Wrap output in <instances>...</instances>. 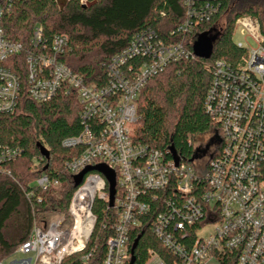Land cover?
I'll list each match as a JSON object with an SVG mask.
<instances>
[{"label":"built area","instance_id":"1","mask_svg":"<svg viewBox=\"0 0 264 264\" xmlns=\"http://www.w3.org/2000/svg\"><path fill=\"white\" fill-rule=\"evenodd\" d=\"M14 2L0 0V114L17 110L24 82L38 103L77 95L82 130L62 145L80 152L65 168L76 176L88 166L106 164L116 178L111 207L105 176L88 172L73 193L67 216L36 221L17 250L26 258L15 264H63L83 252L98 220L97 200L106 201L117 218L101 264H130L132 231L151 211L152 233L169 256L150 249L146 264H264V37L259 22L252 17L236 22L255 41L241 64H214L206 110L220 132H213L215 145L196 158L202 162L198 166L182 158L176 164L169 150L166 154L136 142L137 101L149 80L171 63L196 57L190 49L194 39L188 37L212 20L219 10L216 0H183L184 19L172 31L183 34L181 40L165 42L151 28L137 33L107 63L105 83L93 85L61 60L66 34L48 37L37 25L27 44L8 37L3 20ZM22 153L20 147L0 144V173L12 176L7 165ZM58 184L47 174L32 182L44 191ZM26 196L35 204L43 202L35 190ZM207 225L212 230L202 236L199 231Z\"/></svg>","mask_w":264,"mask_h":264},{"label":"trees","instance_id":"2","mask_svg":"<svg viewBox=\"0 0 264 264\" xmlns=\"http://www.w3.org/2000/svg\"><path fill=\"white\" fill-rule=\"evenodd\" d=\"M218 12L188 37L194 39L214 30L226 16L213 44L209 58L190 57L171 63L149 80L138 98L139 119L135 140L164 151L173 145L180 157L189 162L195 153L192 140L201 134L219 131L216 120L206 110V100L214 78V64L223 60L237 67L247 57L248 49L233 40L242 17H252L260 24L264 37V0H216ZM183 0H15L3 20L9 38L28 43L37 25L48 37L61 33L68 36V47L61 60L87 84L106 81V65L114 54L123 50L137 33L153 29L165 42L183 38L174 33L183 21ZM193 50V44L190 45ZM18 70V69H17ZM77 95L60 94L43 103L33 101L22 90L14 113L0 114V144L23 149L22 155L9 163L12 176L0 173V264L14 255L31 236L34 223L56 215L67 216L76 189L74 174L65 165L80 149L66 148L62 141L82 130ZM49 151L42 156L38 144ZM169 156H171L169 154ZM47 174L59 180L48 190L35 188L32 182ZM35 190L43 202H30L26 192ZM97 223L87 248L66 258L63 264H101L106 251L115 210L97 200L94 206ZM154 212L145 217L141 227L132 231L130 247L139 235L135 264H146L148 251L169 256L151 230ZM93 251L88 260L86 253Z\"/></svg>","mask_w":264,"mask_h":264},{"label":"water","instance_id":"3","mask_svg":"<svg viewBox=\"0 0 264 264\" xmlns=\"http://www.w3.org/2000/svg\"><path fill=\"white\" fill-rule=\"evenodd\" d=\"M212 31L201 34L196 40V42L194 43L193 52L196 57L209 58L212 55L213 44H214L215 38L217 37V35L211 36ZM38 146L40 148V152L42 156L48 159L50 156L49 151L44 146H42L40 143L38 144ZM201 151L205 152V150H202L201 148H197L190 161H193L194 159L198 158V154ZM169 152H170V155H172V158L174 159L175 163L178 164L181 160V157L173 145L170 146ZM90 171H98L105 176L109 184V193H110L109 204L112 207L114 205V199H115V194H116V178H115L114 170L111 169L106 164L88 166L81 173L74 176V182H75L76 187L82 183L84 176ZM140 238H141V235L137 237V239L135 240L132 246V249H131L132 258H131L130 264H135L136 262V257L134 253H135V249L138 245Z\"/></svg>","mask_w":264,"mask_h":264},{"label":"rangeland","instance_id":"4","mask_svg":"<svg viewBox=\"0 0 264 264\" xmlns=\"http://www.w3.org/2000/svg\"><path fill=\"white\" fill-rule=\"evenodd\" d=\"M87 2V1H86ZM85 2V3H86ZM226 20V16H224L219 24L217 25V28H215L212 32H211V36H216L219 34V31L221 30V27L224 25ZM233 40L238 43V44H242L244 45L246 48H253L255 46V41L252 39V37L243 30L241 25H237L233 34ZM211 135H214L213 132H208L205 134H201L196 136L193 140V147L196 150L197 148H201L202 150L205 149V145L207 144L209 137ZM203 155V152H199L198 154V158H200ZM196 161V159H194L192 161V163ZM195 164H197L198 166L202 165V162H198L196 161ZM212 230V226L211 225H207L205 226V228H202V230L199 231V233L202 236H207L209 234V232ZM26 256L16 252L14 255H12L11 257H9L8 259L4 260L1 264H15L18 262H21L23 259H25Z\"/></svg>","mask_w":264,"mask_h":264},{"label":"flooded vegetation","instance_id":"5","mask_svg":"<svg viewBox=\"0 0 264 264\" xmlns=\"http://www.w3.org/2000/svg\"><path fill=\"white\" fill-rule=\"evenodd\" d=\"M216 143V137L214 135H211L209 137V140L207 142V144L205 145V152L209 151V149H211Z\"/></svg>","mask_w":264,"mask_h":264}]
</instances>
